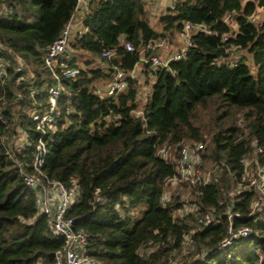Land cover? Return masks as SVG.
Listing matches in <instances>:
<instances>
[{"label":"trees","instance_id":"trees-1","mask_svg":"<svg viewBox=\"0 0 264 264\" xmlns=\"http://www.w3.org/2000/svg\"><path fill=\"white\" fill-rule=\"evenodd\" d=\"M75 5L76 0H0V44L10 52L0 54L12 62L0 81V113L8 119V126L0 120V264H53L54 252L64 243L50 233L47 217L37 214L36 190L23 183L1 136L21 128L36 141L29 115L47 101L45 82L51 75L44 54ZM260 8L264 0H174L156 29L145 17L144 0H88L82 22L87 31L71 44L74 52L87 56L83 63L75 54L65 60L82 68L76 79H62L59 99L60 104L69 102L74 113L49 132L42 169L66 186L76 181L79 196L70 214L90 237L89 255L105 264H168L171 252L182 250L187 237L198 251L188 264H264V205L249 215L255 192L236 191L255 161L264 164V152L254 153L255 145L264 146ZM255 15L260 23L251 21ZM186 21L204 23L210 33L192 34L185 58L171 61L170 71L155 72L141 108L138 78L130 79L129 87L114 98L94 94L97 82L110 79L113 65L132 69L141 46L159 38L172 40ZM125 42L134 51H126ZM102 48L116 52L107 67L98 60ZM243 51L256 66L255 75ZM231 53L241 55L235 65L225 63ZM185 142L203 144L201 157L219 168L201 188L178 183L191 188L194 208L174 215L184 206L180 196L171 195L163 203L160 198L167 179L176 173L175 159ZM162 145L171 147L169 160L157 153ZM32 152L30 147L17 154L28 171ZM243 155L255 159L245 166L240 162ZM232 189L235 193L228 200L225 195ZM142 205L138 218L128 214ZM206 211L213 220L199 224L197 215ZM230 225L249 226L252 233L230 248H219ZM150 247L153 250L146 251Z\"/></svg>","mask_w":264,"mask_h":264},{"label":"built area","instance_id":"built-area-1","mask_svg":"<svg viewBox=\"0 0 264 264\" xmlns=\"http://www.w3.org/2000/svg\"><path fill=\"white\" fill-rule=\"evenodd\" d=\"M174 0H170L172 6ZM84 6V14L88 10L85 0H76L74 11ZM154 5L152 4L151 7ZM229 16L227 15L225 20ZM253 22H261L260 16L250 17ZM87 28L81 24L74 28L70 20L64 26L61 34L47 47L44 54V63L47 67L51 79L45 82V92L47 101L45 105L38 103L37 107L32 110L29 115L33 122L34 131L37 132L35 142L23 132L21 128H16L14 132L1 136V141L6 147V154L18 167L23 183L36 190L35 208L37 214H44L47 217L50 227V233L56 237H62L63 246L56 250L53 254V264H105L101 260L87 253L90 244L88 233L75 226V218L71 216L70 209L72 204L78 199L79 188L75 180H72L70 186H66L61 181L50 179L47 177L42 167L46 154V142L50 137V131H54L58 121L63 120V124L67 123L69 116L73 115L74 109L65 102L60 104L59 99L64 90L62 79L74 80L80 73V65H68L65 61L70 59L71 44L79 40L86 33ZM196 32L210 33V28L204 23H192L186 21L182 30L178 33V40L181 43L177 50L167 52L168 40L159 38L151 40L137 50V62L132 69H127L123 65H113L110 72V79L102 85H96L93 92L100 98H114L119 92L129 87V81L137 78L139 75L146 76L147 81L152 86L155 83V72L159 69L169 68L171 61L185 58L191 46V35ZM227 36L223 35L222 40H226ZM1 45V44H0ZM124 49L126 51H134V47L130 42H125ZM1 52V51H0ZM116 55L115 49L102 48L100 52L99 63L105 67L108 61ZM241 55H233L232 53L226 58L225 63L235 65ZM82 66V65H81ZM8 63L4 56L0 54V81L7 76ZM138 73V75H137ZM36 93V92H34ZM137 115H142L141 110H134ZM120 116H115L118 119ZM0 120L8 126V119L0 113ZM27 139L23 144L19 142V136ZM32 148L33 154L31 159V170L25 169L23 161L19 160L17 154L22 153L28 148ZM203 144L185 142L179 149L178 156L175 159L176 173L167 179V183L187 182L189 185L201 188L205 186L212 178V173L218 171L219 166L213 165L209 170L203 172L204 159L201 157ZM264 146L255 145L254 153H263ZM158 155L163 160H169L172 155L169 145H162L158 148ZM240 162L249 166L251 158L249 155H243ZM245 183H241L244 188L251 189L255 192L254 199L251 203L250 214L259 210L264 205V164L255 165L251 172L245 177ZM98 200H103L98 196ZM165 196L160 198L163 203ZM227 212H230L229 210ZM232 213H229V218ZM238 215V213H235ZM213 220V216L209 211L197 215L199 224L207 225ZM252 233L249 226L241 225L238 227H228L227 235L220 241L219 248H230L234 242L241 238H247ZM183 247H191L189 238L183 242ZM205 250H202L204 254ZM168 264H188L186 261L178 259L171 260Z\"/></svg>","mask_w":264,"mask_h":264},{"label":"rangeland","instance_id":"rangeland-1","mask_svg":"<svg viewBox=\"0 0 264 264\" xmlns=\"http://www.w3.org/2000/svg\"><path fill=\"white\" fill-rule=\"evenodd\" d=\"M144 2H145V6H147V8H145V10H146L145 17L148 19L150 25H152L153 27L159 28V24H158L159 18L168 12L170 0H144ZM152 4L154 5L153 6L154 8L151 7ZM156 10H157V12H156ZM259 11L264 13V9H262V8L258 9V12ZM150 12H153L154 16H151ZM260 12L258 13L259 15H260ZM177 38H178V36H175V38L168 41V47L166 50L167 52H170L172 50H177L180 47L181 43L179 42V40ZM71 53L76 55V59L78 60V62L84 61V59L87 56L85 53L80 54V53H78V52L76 53L74 51H71ZM235 53L237 54V52H235ZM242 53L246 57L245 62L248 64L252 74L255 75L256 74V66L251 61L249 53H245L244 51L240 52V54H242ZM7 63H8V66L12 65V62L8 59H7ZM80 67H81V65H80ZM137 80H138V93H139L138 101H139V108H141L143 102L147 99V96L151 92V85L149 84V81H147L145 75H139ZM104 82L105 81H99V82H97L96 85H102ZM25 141H27V139L25 137H23V134H20L19 142L23 144ZM251 159L254 160L255 158L252 157ZM254 164H255V162H254ZM212 167H213V163L211 161L205 159L203 162V166L201 167V170H203V172H204L206 170L211 169ZM216 172H213L212 176ZM178 183L179 182H177V183L168 182V185H167L165 193H164V196H165L164 201L168 200L171 195L178 194L180 196V199L184 202V206L181 210L175 209L173 211L174 215L183 214L186 211H192L194 208L193 205L190 203V201L194 199L192 194L190 193L191 188H189L187 186H180ZM237 188H236V191H238L239 189L240 190L244 189L243 185H241V184ZM234 191L235 190L232 189V190H230V192H228L227 195H225L228 198V200H231V198L233 197V194L235 193ZM144 209H145L144 205H142L141 207H137V208H130L128 211V214L131 215L133 218H138L143 213ZM149 250H153V247L146 249V251H149ZM197 253H198L197 249L193 248L192 246L191 247H183L182 250H180L178 252H171V254H170L171 257L169 259H171V260L178 259V260L186 261L187 263H190V262L194 261L195 258H197ZM38 264H42V262H38Z\"/></svg>","mask_w":264,"mask_h":264},{"label":"crops","instance_id":"crops-1","mask_svg":"<svg viewBox=\"0 0 264 264\" xmlns=\"http://www.w3.org/2000/svg\"><path fill=\"white\" fill-rule=\"evenodd\" d=\"M87 6H88V0H85ZM156 6V5H155ZM170 6V5H169ZM84 6L82 5L80 8H78L76 11L73 12L72 16H71V22L73 23L74 25V28H77L78 26H80L83 22V19H84V10H83ZM145 8H147V6H145ZM154 8V7H153ZM157 12V10H156ZM150 15L151 16H154V13L153 12H150ZM260 15L263 17L264 16V13L263 12H260ZM156 28V27H154ZM157 29V28H156ZM71 51H73L71 49ZM76 52V51H75ZM138 75V73H137ZM138 78V76H137Z\"/></svg>","mask_w":264,"mask_h":264},{"label":"water","instance_id":"water-1","mask_svg":"<svg viewBox=\"0 0 264 264\" xmlns=\"http://www.w3.org/2000/svg\"><path fill=\"white\" fill-rule=\"evenodd\" d=\"M0 51L6 53V54H8V55L10 54V52H9L6 48H4L2 45H0ZM167 71H170V69L167 68ZM17 72H18V70L15 71L14 74H13L12 76L9 77V79H8V84H9V86L11 85V80H12V78L17 74ZM173 75H174L175 77H177V74H176L175 72L173 73Z\"/></svg>","mask_w":264,"mask_h":264}]
</instances>
